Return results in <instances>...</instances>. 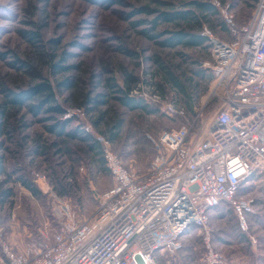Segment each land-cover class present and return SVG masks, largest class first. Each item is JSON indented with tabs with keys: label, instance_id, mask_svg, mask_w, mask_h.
<instances>
[{
	"label": "rangeland",
	"instance_id": "1",
	"mask_svg": "<svg viewBox=\"0 0 264 264\" xmlns=\"http://www.w3.org/2000/svg\"><path fill=\"white\" fill-rule=\"evenodd\" d=\"M110 1L106 4V1L97 0H0V110H6L5 118L0 116V159L5 172L14 174L6 183L7 178L0 175V191H11L10 197H0V239L14 248L20 249L30 239H36L40 227L52 219L53 203L57 201L52 203V195L44 194V185L51 186L58 198L67 199L78 219L91 217L97 209V196L112 185L100 156L89 152L87 145L72 141L67 145L70 153L59 152L64 151L61 139L46 129L54 123L45 120L50 119V115L34 116L27 107L17 109L6 105L11 95L35 83L27 74V67L36 69L56 89L58 82L71 83L70 89L60 87L59 92L56 90L58 102L66 110L80 114L74 117L71 127L88 126L92 135L107 138L115 133L111 148L124 165L139 174L146 172L155 155L148 137H156L163 130L192 121L199 112L203 116L193 127L194 138L204 137L207 123L220 106V100L212 94L214 76L205 66L212 61L209 49L161 48L155 40L147 38V32L143 34L150 29L149 22L155 16L146 15L141 9L144 6L158 9L156 6L148 0ZM163 1L177 5L181 0ZM198 1L210 3L217 13L211 17L214 28L204 23L201 31L206 28L217 39L233 42L235 37L220 10L228 5V14L238 29L249 22L258 0ZM165 30L174 28L160 25L155 30L161 35L157 41L168 37ZM37 32L38 42L25 37ZM156 57L179 79L189 78L191 71L211 75L212 80L206 84L195 80L199 84V95L191 109L181 94L164 81L163 69L153 61ZM55 64L67 69L54 72L57 71V68L52 69ZM126 74L138 79L129 96L142 100L150 109H155V113L129 110L120 103L122 94L108 88L110 79L119 88H125ZM157 86L163 90H155ZM84 95L103 103L88 115L78 107ZM170 104L183 109L184 116L169 118L165 105ZM93 121H97V127L92 125ZM35 146L43 147L44 152L39 154ZM36 174L44 175L46 183L36 182ZM18 175L30 181L38 194H31L16 182L14 179ZM61 182L71 183L72 192L59 195L55 186ZM247 194L255 201V213L247 215V233L239 230L237 217L228 205L224 204L210 215L214 246L227 264L237 261L238 264H254L250 260L253 258L251 238L256 240L257 247L259 245L256 253L264 255L262 182L255 180ZM194 230V236L182 239V249L176 255L156 254L154 264H202L201 236L198 229ZM236 238L241 240L238 245L231 242ZM220 243L225 249L220 248ZM262 263L260 259L258 264Z\"/></svg>",
	"mask_w": 264,
	"mask_h": 264
},
{
	"label": "built area",
	"instance_id": "2",
	"mask_svg": "<svg viewBox=\"0 0 264 264\" xmlns=\"http://www.w3.org/2000/svg\"><path fill=\"white\" fill-rule=\"evenodd\" d=\"M227 8L220 12L233 42L206 28L200 33L212 59L205 65L215 79L212 94L220 100L204 137L195 139L193 131L202 112L148 137L155 155L139 174L124 165L109 138L95 135L112 185L97 196L94 214L78 219L69 201L44 185V194L57 201L52 219L20 249L0 239V264H154L156 254L176 255L194 228L201 236L200 262L227 264L214 246L210 215L228 205L247 233V215L255 213L247 192L255 180L264 186V0L238 29ZM165 108L171 119L185 114L171 104ZM72 116L80 114L67 111L64 118ZM83 130L90 133L88 126ZM35 180L46 183L44 175Z\"/></svg>",
	"mask_w": 264,
	"mask_h": 264
},
{
	"label": "trees",
	"instance_id": "3",
	"mask_svg": "<svg viewBox=\"0 0 264 264\" xmlns=\"http://www.w3.org/2000/svg\"><path fill=\"white\" fill-rule=\"evenodd\" d=\"M106 1V4H110V0H97V2ZM150 4H153L158 9H151L148 6H144L141 10L146 15L155 16L152 21L149 22L150 29L143 31L144 33H148L147 38L155 40V44L161 48H170L175 49L177 47H181L184 49H192V48H204L209 49V46L206 44V39L200 36V32L202 25L207 23L210 28H214L213 22L211 23V17L216 16V11L214 7L207 2H201L198 0L186 1L181 0L180 3L175 5V3H171L170 1H163V0H148ZM257 1V0H251ZM118 1H114L117 3ZM160 25H167L174 28V30H165L164 34L168 37L165 40H156L161 35L160 33H156L155 30ZM221 28L224 27L221 26ZM24 34V33H23ZM163 34V35H164ZM28 40L33 39L38 42L37 38L39 37L37 33H28L25 36ZM179 56H183L182 52H176ZM159 57L153 59L156 63V66L160 65V68L163 69V78L164 81L178 91L187 106L191 109L192 102L196 99L197 95H199V84L195 81H205L209 83L212 78L209 73L204 71H191V76L186 79H179L173 75V72L170 68L166 65L164 66L162 62L158 61ZM57 68L58 72L61 70H66L65 67H60L59 65L55 64L52 66V69ZM27 74L31 76V79L35 82L29 89L21 91L20 93H15L10 96L7 100L6 105H10L12 107H16L17 109H21L27 107V110L30 111L34 116H38L40 113H44L46 115H50V119L53 121V125L46 127L47 131L51 132L57 138L61 139V142L64 146V151L61 149L59 152L61 153H70V149L68 148V143L75 141L78 143H82L87 145L89 152H92L95 155L100 156V161L104 165L103 158L101 157V147L99 143L95 139V135L92 133H87L83 130L82 127H71L73 121H75L74 117L64 118V115L67 113L66 110L61 103L58 102V96L56 90L59 92L60 87H65L70 89L72 84L68 81L58 82L55 85L46 79L41 77V75L31 67H27ZM183 80V81H182ZM138 79L132 75L126 74L125 77V88H119L115 82L110 79L108 80V88L114 89V92H118L122 94V99H120V103L127 107L129 110H139L146 114H153L155 113V109H150L146 103L142 100L135 99L134 97H130L131 87L132 85L136 84ZM148 87H150L148 85ZM163 90L160 86L155 87V90ZM97 97H100L97 96ZM103 103L102 100L98 98H89L86 95L83 96V100L78 103V107H81L83 112L89 115L94 109L98 107L99 104ZM6 110H0V116L5 118ZM59 116V117H54ZM92 125L97 127V121H93ZM118 124L115 128H118ZM2 127L0 126V130ZM110 141H114L116 138L115 133H110L108 136ZM35 151H43V147L35 146ZM41 149V150H40ZM0 175H4L7 178L8 182L14 174H9L5 172V169L2 165V161L0 159ZM9 178V179H8ZM18 182L23 188L27 189L31 194L37 195L38 192L34 185L30 183L25 177L18 175L14 179ZM1 184V183H0ZM71 183L63 184L62 182L57 184L55 187L58 191V194L61 196H65L72 192ZM70 187V189H69ZM11 196V191L6 189L4 191H0V197L8 198ZM3 200V199H2Z\"/></svg>",
	"mask_w": 264,
	"mask_h": 264
},
{
	"label": "crops",
	"instance_id": "4",
	"mask_svg": "<svg viewBox=\"0 0 264 264\" xmlns=\"http://www.w3.org/2000/svg\"><path fill=\"white\" fill-rule=\"evenodd\" d=\"M195 231V230H194ZM193 232V231H192ZM189 233L185 238L186 239H184V240H187V238H189V237H191V236H194L193 234L194 233ZM240 239H238V238H236L234 241L232 240L231 242H234V243H236L237 245L238 244H240ZM218 245H220V248L221 249H225V248H222V246H223V244H218ZM240 246V245H239ZM228 247V246H227ZM258 247H259V245H258ZM258 247H257V245H256V243L255 244H252L251 246H250V248H251V250L252 251H250V252H252V255H253V258L251 257L250 258V260L252 261V263L254 262V264H258L259 263V260L260 259H262L263 260V263L262 264H264V255H260V253H256V251H257V249H258ZM218 249V248H217ZM242 255V254H241ZM157 256V255H156ZM157 261H158V258H157ZM175 261V260H174ZM236 264H238V261H237V263Z\"/></svg>",
	"mask_w": 264,
	"mask_h": 264
}]
</instances>
